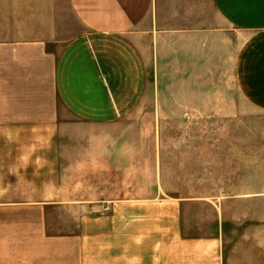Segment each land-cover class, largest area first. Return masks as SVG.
Listing matches in <instances>:
<instances>
[{
    "label": "crops",
    "instance_id": "obj_1",
    "mask_svg": "<svg viewBox=\"0 0 264 264\" xmlns=\"http://www.w3.org/2000/svg\"><path fill=\"white\" fill-rule=\"evenodd\" d=\"M69 5L65 47L0 41V264H264L160 165L162 119L264 114V0Z\"/></svg>",
    "mask_w": 264,
    "mask_h": 264
},
{
    "label": "rangeland",
    "instance_id": "obj_2",
    "mask_svg": "<svg viewBox=\"0 0 264 264\" xmlns=\"http://www.w3.org/2000/svg\"><path fill=\"white\" fill-rule=\"evenodd\" d=\"M82 34L69 0H0V41H45L63 48ZM160 150L162 184L173 190L168 195L229 202L222 216L235 219L237 239L247 235L264 243V114L162 119ZM152 164L140 161L141 168ZM150 178L141 176V184Z\"/></svg>",
    "mask_w": 264,
    "mask_h": 264
}]
</instances>
